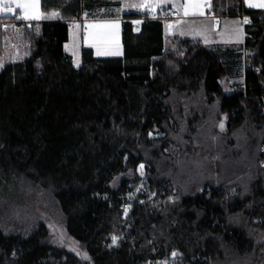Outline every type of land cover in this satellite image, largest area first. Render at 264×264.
Segmentation results:
<instances>
[{"label": "trees", "instance_id": "1", "mask_svg": "<svg viewBox=\"0 0 264 264\" xmlns=\"http://www.w3.org/2000/svg\"><path fill=\"white\" fill-rule=\"evenodd\" d=\"M99 1L40 0L63 20L14 26L28 55L0 69V264H264V11L213 0L251 15L244 70L237 49L151 20L122 22V56L82 48L75 68L68 21ZM32 198L86 258L51 243Z\"/></svg>", "mask_w": 264, "mask_h": 264}, {"label": "crops", "instance_id": "2", "mask_svg": "<svg viewBox=\"0 0 264 264\" xmlns=\"http://www.w3.org/2000/svg\"><path fill=\"white\" fill-rule=\"evenodd\" d=\"M244 8L250 10L264 11V0H241ZM180 3L188 5V15H185L186 8L182 11V17L177 21L183 23L176 26L172 31H167L164 24L165 39H182L199 42L205 47L224 52L226 49H237L242 54L245 53L246 26L237 20V16L230 17H212L208 16L212 9L213 0H108L99 1L93 6H85L83 13L79 18H75L69 23V39L64 43V52L70 56L75 68V60L81 65V49L89 48L94 58H110L120 57L123 53L122 46V22L128 20L132 22L135 29H140L141 23L146 20H139L146 13L152 11L157 5L175 6ZM208 5L209 9L203 7ZM198 5V6H192ZM17 8L15 16H18ZM43 18L41 22L62 21L61 12L56 10L42 11ZM58 15H51V13ZM217 15V13H214ZM2 15V14H0ZM133 15L130 19H125V16ZM221 15V14H219ZM10 16V15H9ZM19 17V16H18ZM17 18V17H16ZM20 19V18H19ZM22 20V19H20ZM19 21V20H18ZM154 21V20H151ZM40 22V23H41ZM39 24V23H38ZM241 28V35H238ZM138 31V30H135ZM75 37L73 48L70 43ZM237 37V38H236ZM240 44V45H238ZM238 45V46H236ZM77 52V56L73 55L72 51ZM99 53V54H98ZM243 62V70L246 68ZM244 80V79H243Z\"/></svg>", "mask_w": 264, "mask_h": 264}, {"label": "rangeland", "instance_id": "3", "mask_svg": "<svg viewBox=\"0 0 264 264\" xmlns=\"http://www.w3.org/2000/svg\"><path fill=\"white\" fill-rule=\"evenodd\" d=\"M3 7H10L12 8L11 12L5 13L3 11H0V17L1 16H9V19H14L15 21H20V19H22V21L24 23H26L27 26L30 27V25L32 24H37L40 23L42 21L43 18V12L41 9V3L39 0V5L37 8V12L39 15V18L36 19H23L24 16V10L21 8V10H19V13L17 14L19 16H15L14 14L16 13L17 7L15 3L12 2H4V3H0V8ZM17 17V18H16ZM217 17V16H216ZM237 20L241 19L239 17H237ZM172 23V22H171ZM179 24L183 23L179 20V21H175L172 25H168L165 27V29L167 31H172L176 26H178ZM0 28H1V36H4V40L1 41L0 47V69H2L3 66L6 65L7 62H15V61H19L22 60L25 56L28 55V46L27 41H25L24 39V34H23V30H20L18 28H14V26H12L11 24H5L3 25L0 22ZM135 30H139V29H135ZM241 28H239L238 31V35H241ZM137 32V31H136ZM246 35V34H245ZM237 38V37H236ZM75 37L73 38L72 42L70 43V47L71 49L73 48L74 43H76V41H74ZM7 40V41H6ZM26 42V44H25ZM171 41H167L166 46L170 45ZM240 45V44H238ZM236 45V46H238ZM243 52L245 53L243 60L246 61V56H247V51L243 50ZM73 55L77 56V52L75 50L72 51ZM245 65L247 66V64L245 63ZM75 66L79 67V62L76 59L75 60ZM245 66V67H246ZM222 83L224 85V88L226 89L227 92H230L234 89L235 85H241L243 83V76H239V77H231V78H225L222 80ZM225 123V118L222 121V124ZM224 127V125H223ZM143 165H140L138 167V171L141 174L142 178L144 176V171H143ZM145 178V177H144ZM144 187L143 182L140 183L139 188ZM31 209L30 211L33 213L34 217L39 218L43 221V223L45 224L47 231H48V236L50 237V241L52 244L65 248L71 252H73L75 255H77L79 258H86V254L84 253V251L82 250V248L79 246V244L71 237L68 235V233L65 230V226L64 224L60 221V219L55 216L54 214L51 215L50 213L47 214L45 212V210L38 204L37 200L32 198L31 199V205H30ZM128 207L124 208V211H127ZM178 258V254L177 253H173L170 255L168 260L162 261L160 264H176L175 262L177 261Z\"/></svg>", "mask_w": 264, "mask_h": 264}, {"label": "built area", "instance_id": "4", "mask_svg": "<svg viewBox=\"0 0 264 264\" xmlns=\"http://www.w3.org/2000/svg\"><path fill=\"white\" fill-rule=\"evenodd\" d=\"M184 7H185L184 3H180L179 5H175V6L157 5L154 10L146 11V13L139 20H154V21L162 22L164 24H170L171 22L178 20L182 17V11H183ZM203 7L206 9H209L208 5L204 4ZM208 16H212L215 18L222 17V16H225V17L237 16L241 19V23L246 25L248 23L251 15L246 14L245 12H242L238 15H232L229 12V5L227 6V1H226L225 11L223 14H221V15L217 14L216 15L210 10V13H208ZM18 22L19 21L14 20L13 22L8 23V24L15 26V25H17ZM2 24L5 25L7 23L2 22ZM261 151H264V147L261 149ZM125 207H127V206L123 205L121 208L123 209Z\"/></svg>", "mask_w": 264, "mask_h": 264}, {"label": "snow or ice", "instance_id": "5", "mask_svg": "<svg viewBox=\"0 0 264 264\" xmlns=\"http://www.w3.org/2000/svg\"><path fill=\"white\" fill-rule=\"evenodd\" d=\"M4 2H12L16 4L17 8H22L24 10V16L23 19H36L39 18L38 12H37V8L39 5V0H0V3H4ZM192 6H198V5H192ZM186 11H185V15H188V5L185 6ZM0 11H3L5 13L11 12L12 8L10 7H3L0 8ZM51 15L55 16L58 15V13H51ZM19 18V17H18ZM99 54V53H98ZM221 128H223V124H221ZM116 238L113 237V242L115 243Z\"/></svg>", "mask_w": 264, "mask_h": 264}]
</instances>
